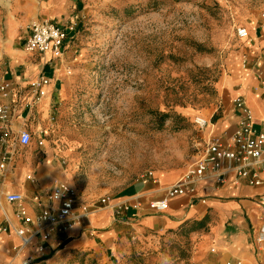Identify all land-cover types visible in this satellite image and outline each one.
Here are the masks:
<instances>
[{"label": "rangeland", "instance_id": "1", "mask_svg": "<svg viewBox=\"0 0 264 264\" xmlns=\"http://www.w3.org/2000/svg\"><path fill=\"white\" fill-rule=\"evenodd\" d=\"M262 8L264 0H0L1 38L8 20L21 25L19 38L36 21L68 32L62 59L44 70L62 69L64 94L28 122L32 141L16 161L73 163L87 203L119 195L146 171L184 172L200 135L193 118L217 102L235 29ZM205 227L186 223L150 245L124 232L129 244L82 249L66 264H204L213 250L200 247Z\"/></svg>", "mask_w": 264, "mask_h": 264}, {"label": "crops", "instance_id": "2", "mask_svg": "<svg viewBox=\"0 0 264 264\" xmlns=\"http://www.w3.org/2000/svg\"><path fill=\"white\" fill-rule=\"evenodd\" d=\"M238 25L244 27L248 35L241 40L234 32L235 45L231 46L227 55L217 102L210 109V113L203 111L198 114L210 123L204 136L208 133L216 136L228 135L237 128L242 113L233 105L236 98L244 102L256 122V128L264 124V91L261 90V86H264V8L251 11L248 17L240 19ZM20 29L18 22L8 20L5 35L0 37V80L7 81L10 85L8 93L0 96V103L13 110L9 121L12 143L7 149L12 153L13 160L8 164L0 181V196L5 192L23 194L26 203L36 213L39 209L31 205V197L37 191L48 190L55 180L79 189L81 198L82 186L75 181V165L70 162L68 169L64 170L62 166L53 163V155L41 162L16 161L15 153L21 147L16 143L19 131L30 132L32 128L28 122L35 115L41 119L48 116L55 92L64 94V84L67 83L62 69L53 70V77L44 75V70L47 66L54 65L53 62L45 67V55L27 53L24 44L29 37V31L26 28L19 38ZM40 76L48 78L49 84L41 89V97L33 96L30 86ZM1 128H6V125L0 123V130ZM42 154L47 156L45 152ZM183 174L179 169L159 171L154 172L157 184H152L149 180L138 181L112 197L113 203L140 202L142 207L136 214L130 212L126 218L116 219L109 208L94 212L86 220V232L71 227L67 232L68 238L60 246L57 245L62 238L53 239L47 243L44 254L34 258L33 264H66L70 258L82 254V249L92 251V255L102 253V249L110 251L118 241L129 244L127 238L121 239L120 235L124 232L122 236H131L133 243L150 245L156 238L181 230L186 223L202 220L205 221L203 224L208 232L202 234L204 236L200 247L208 253L213 249L204 264H257L250 238L252 228L257 226L258 216L262 212L257 203V197L262 190L250 187L244 182L234 184L231 178L222 186H217L210 180L204 185H197L193 196L171 200L165 213L155 215L149 212L146 208L148 199L160 197L162 191L175 184ZM27 176H31L32 180L27 181ZM3 208L9 214L11 222L20 226L14 217V206L3 203ZM34 253V248L21 249L15 236L0 235V264H20V260ZM261 259L264 264V256Z\"/></svg>", "mask_w": 264, "mask_h": 264}, {"label": "built area", "instance_id": "3", "mask_svg": "<svg viewBox=\"0 0 264 264\" xmlns=\"http://www.w3.org/2000/svg\"><path fill=\"white\" fill-rule=\"evenodd\" d=\"M72 30V28H69ZM235 34L238 39L247 38L244 27H237ZM68 39L67 30H61L49 21H36L29 26V37L25 41L24 49L27 53H39L46 56L44 66L59 61L63 56V49ZM48 56V58H47ZM49 84L48 78L40 76L31 86L33 96L41 97L42 88ZM10 85L0 80V96H5ZM264 91V86H261ZM236 110L242 113L237 128L231 134L216 136L212 133L203 135L210 125L201 116L193 118V124L199 132L198 140H194V161L185 169L183 176L172 186L164 189L160 197L149 198L146 208L155 215L168 210L169 202L177 197L193 196L197 185H204L213 181L222 186L229 181L234 184L244 182L250 187L261 189L257 197L262 212L258 216L257 226L252 228L250 244L261 262L264 256V124L255 127V120L240 98L233 101ZM12 109L0 103V123L6 128L0 130V181L5 175L8 164L12 162V153L7 151L11 147L9 121ZM32 136L28 130H20L16 143L21 147L31 144ZM44 146L43 138L39 147ZM31 181V176L26 177ZM151 181L157 184L154 173L146 171L140 176L141 182ZM201 200V199H200ZM204 203V200H201ZM3 203L14 206V217L20 223L15 226L9 214L3 208ZM32 206L27 203L23 194L2 193L0 196V235H13L18 238L20 248H34V255L20 260V264H33L36 256H42L46 245L55 238H62L57 246L68 238L67 232L71 227H77L86 232L85 223L88 217L99 210L109 208L113 217L126 218L128 213L136 214L142 205L138 201L113 203L110 196H102L96 201L87 203L81 198L79 191L67 183L55 180L48 190L37 191L30 199ZM262 263V262H261Z\"/></svg>", "mask_w": 264, "mask_h": 264}, {"label": "trees", "instance_id": "4", "mask_svg": "<svg viewBox=\"0 0 264 264\" xmlns=\"http://www.w3.org/2000/svg\"><path fill=\"white\" fill-rule=\"evenodd\" d=\"M202 221H203V220H202ZM202 221L198 222V225H200V226H201V225H202Z\"/></svg>", "mask_w": 264, "mask_h": 264}]
</instances>
